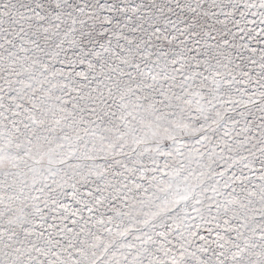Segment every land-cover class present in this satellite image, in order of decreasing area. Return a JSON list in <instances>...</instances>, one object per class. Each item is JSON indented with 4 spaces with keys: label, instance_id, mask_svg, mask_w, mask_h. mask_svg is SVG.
<instances>
[{
    "label": "snow or ice",
    "instance_id": "1",
    "mask_svg": "<svg viewBox=\"0 0 264 264\" xmlns=\"http://www.w3.org/2000/svg\"><path fill=\"white\" fill-rule=\"evenodd\" d=\"M0 264H264V0H0Z\"/></svg>",
    "mask_w": 264,
    "mask_h": 264
}]
</instances>
